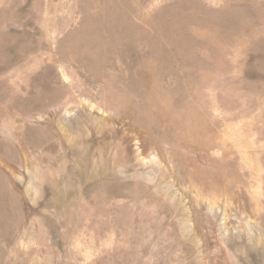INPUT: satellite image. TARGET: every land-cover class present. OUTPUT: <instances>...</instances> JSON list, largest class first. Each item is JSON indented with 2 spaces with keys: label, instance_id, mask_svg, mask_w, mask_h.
<instances>
[{
  "label": "rangeland",
  "instance_id": "1",
  "mask_svg": "<svg viewBox=\"0 0 264 264\" xmlns=\"http://www.w3.org/2000/svg\"><path fill=\"white\" fill-rule=\"evenodd\" d=\"M0 264H264V0H0Z\"/></svg>",
  "mask_w": 264,
  "mask_h": 264
}]
</instances>
